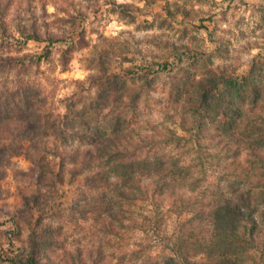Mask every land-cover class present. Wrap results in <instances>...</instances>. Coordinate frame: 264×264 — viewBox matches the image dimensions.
<instances>
[{"label":"rangeland","instance_id":"obj_1","mask_svg":"<svg viewBox=\"0 0 264 264\" xmlns=\"http://www.w3.org/2000/svg\"><path fill=\"white\" fill-rule=\"evenodd\" d=\"M16 11L26 17L24 24L36 18L41 30L69 37L48 51L46 43L20 38L2 50L19 62L0 69V91L23 89L28 105L40 103L51 119L57 120L71 104L107 132L125 130L136 139L137 134L155 135L150 124L155 125L150 155L188 163L189 144L175 139L188 134L170 106V88L181 81L188 85L218 66L239 83L235 89L219 88L226 101L238 106L249 95L248 82L263 89V108L248 111L245 121L247 130L253 124L264 127V0H13L6 18ZM135 91V110L126 106L118 114L112 111L116 95ZM15 105L18 111L25 107L14 96L1 106V116L9 108L14 114ZM202 161L206 170L195 172L200 179L196 185L165 197L158 210L153 212L148 203L125 206L122 212L116 206L123 222L107 233L97 220L116 200L102 195L93 204L97 209L89 210L66 182L54 188L36 185L37 169L24 154L8 158L0 165V264H15L28 251L31 229L44 223L50 225L44 236L49 241L41 245V253L53 264H65L78 252L85 264H91L89 255L98 264H264V224L256 215L252 249L218 246L215 219L207 207L233 183L231 173L240 172H230L227 161L215 157ZM180 199L191 204L179 211L175 200ZM200 210L205 212L198 214ZM156 218L159 236L153 233ZM235 225L247 240L250 226Z\"/></svg>","mask_w":264,"mask_h":264},{"label":"trees","instance_id":"obj_2","mask_svg":"<svg viewBox=\"0 0 264 264\" xmlns=\"http://www.w3.org/2000/svg\"><path fill=\"white\" fill-rule=\"evenodd\" d=\"M12 1L0 0V69H12L11 66L19 62V57L10 55L8 50L2 51L9 49L12 41L20 38L22 42L46 43L48 51L53 44L66 42L69 38L64 33L41 30L35 23L36 18L24 24L26 17L20 14L21 11H16L8 20ZM27 13L32 14V10L27 9ZM44 57L48 58L47 55ZM221 69L213 67L208 75L194 77L188 85L181 81L180 85L170 88L169 94L174 99L170 106L178 115L179 126L188 134V137L176 136L175 139L184 138L189 144L191 159L188 163L170 155L155 152L150 155L147 150L157 135L155 125L150 124L155 135L137 134L135 139L129 131L110 129L107 132L98 126V121L91 125L92 118L89 122L86 115L74 111L71 104L66 105L65 113L55 120L43 113L40 103L30 107L23 89L20 92L6 89L0 91V165H5L12 156L24 154L32 163L34 172L37 169L36 185L46 183L44 186L54 188L66 182L84 202H88L89 210H96L93 204H97L98 197L107 194L109 199L117 202L113 201L115 207L100 212L102 217L97 224L109 233L114 231V224L123 222L118 213L122 212L120 208L148 203L153 212L158 210L165 197L176 195L184 187L195 186L200 180L194 177L195 172L206 170L203 158L215 157L221 163L227 161L230 172H240L231 173L236 177L233 183L226 185V191H221L207 207L215 219L218 246L226 250L252 249L251 244L257 238L254 230L258 225L253 216L264 224V127L253 124L251 130H247L245 114L263 108V102L259 101L263 89L259 90L257 83L248 82L249 95L240 98L238 106L234 105L218 90L235 89L239 83ZM14 96L22 99L25 107L18 111L15 105L14 114H10L12 109L9 108V114L5 112L1 116L4 112L1 106L6 107L8 99L14 100ZM138 99L136 91L116 95L112 111L118 114L126 106L135 110ZM69 111L73 114L69 115ZM228 111L235 114L230 115ZM175 202L179 211L191 204L190 200L183 199ZM116 206L120 210L117 211ZM76 208L85 210L79 205ZM157 221L156 218L153 233L159 236L161 230ZM234 223L245 230L250 226L247 240ZM48 229L50 225L46 223L31 229L27 238L28 251L17 258L15 264H53L40 248L49 241L44 237ZM88 260L91 264H98L92 255ZM65 264H85V260L78 252L70 255Z\"/></svg>","mask_w":264,"mask_h":264}]
</instances>
